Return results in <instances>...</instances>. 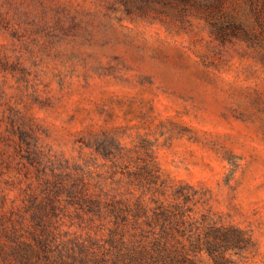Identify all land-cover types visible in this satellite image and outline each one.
I'll return each instance as SVG.
<instances>
[{"label":"rangeland","instance_id":"obj_1","mask_svg":"<svg viewBox=\"0 0 264 264\" xmlns=\"http://www.w3.org/2000/svg\"><path fill=\"white\" fill-rule=\"evenodd\" d=\"M31 149L101 200L57 198L69 247L166 225L193 264H264V0H0V208L28 212Z\"/></svg>","mask_w":264,"mask_h":264},{"label":"trees","instance_id":"obj_2","mask_svg":"<svg viewBox=\"0 0 264 264\" xmlns=\"http://www.w3.org/2000/svg\"><path fill=\"white\" fill-rule=\"evenodd\" d=\"M187 2L188 0H182ZM212 16L215 14L211 13ZM222 35L230 31L242 32L244 27L236 20H229L219 25ZM26 136V137H24ZM29 135H23L27 140ZM29 143V142H28ZM27 158L36 166L38 181H30L24 190V202L28 209L25 213L13 212L21 207L9 210L6 197L0 208V264H193L194 259L186 251L185 245L173 242L167 226L160 232L139 233L134 231L115 232L111 235L108 245L94 247L86 242H75L76 247H69L66 242L58 240L51 226L52 213L57 212V198L67 193L74 204L82 207L99 205L100 198H94L79 178L71 180L56 170L48 174L42 159L34 151L29 150ZM44 184L40 189L39 185ZM45 193L46 200H39L38 192ZM44 190V191H43ZM45 197V196H44ZM115 214H120V210ZM162 211L155 210L154 219L160 217L167 220L170 212L161 203ZM141 209L138 210V213ZM137 213V214H138ZM133 230V229H132ZM228 237V233L217 235ZM213 243L209 242L208 246ZM213 252V249H208Z\"/></svg>","mask_w":264,"mask_h":264}]
</instances>
